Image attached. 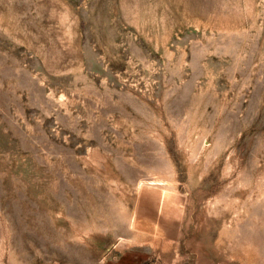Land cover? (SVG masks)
<instances>
[{"label": "rangeland", "instance_id": "374dc122", "mask_svg": "<svg viewBox=\"0 0 264 264\" xmlns=\"http://www.w3.org/2000/svg\"><path fill=\"white\" fill-rule=\"evenodd\" d=\"M0 264H264V0H0Z\"/></svg>", "mask_w": 264, "mask_h": 264}]
</instances>
